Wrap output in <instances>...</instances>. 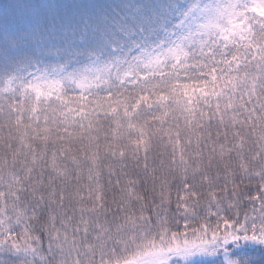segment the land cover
<instances>
[{"label":"snow or ice","instance_id":"6c2138e0","mask_svg":"<svg viewBox=\"0 0 264 264\" xmlns=\"http://www.w3.org/2000/svg\"><path fill=\"white\" fill-rule=\"evenodd\" d=\"M0 264H264V0H0Z\"/></svg>","mask_w":264,"mask_h":264}]
</instances>
